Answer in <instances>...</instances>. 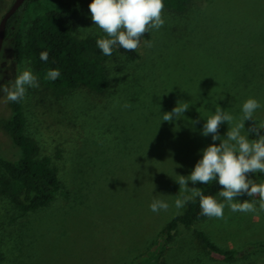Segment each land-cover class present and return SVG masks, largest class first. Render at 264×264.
I'll return each mask as SVG.
<instances>
[{"label":"rangeland","instance_id":"1","mask_svg":"<svg viewBox=\"0 0 264 264\" xmlns=\"http://www.w3.org/2000/svg\"><path fill=\"white\" fill-rule=\"evenodd\" d=\"M13 1L0 0V19ZM77 1L82 4L78 35L104 37L91 19L92 0ZM163 18L164 25L141 41L136 61L116 54L107 62L111 71H129L131 79L140 75L134 88L114 82L105 96L83 88L56 96L40 83L27 88L22 106L29 136L85 132L70 157L73 168L68 170L67 162L57 165L63 189L47 209L22 217L0 197V264H133L148 257L155 244H163L165 225L185 211L186 206L175 207L178 197L190 195L180 192L178 175H190L202 150L220 143L202 135L207 117L219 106L238 120L248 98L264 105V0H198L182 14L164 7ZM25 69L30 70L28 64L15 63L4 41L0 85L11 87ZM178 102L189 109L179 119L162 121ZM6 104L0 91V116L8 115ZM254 119L258 125L264 120V107ZM227 130V122L221 124L219 135L224 138ZM18 155L0 130V156ZM249 179L260 183L264 173H250ZM207 186L188 182L189 188ZM154 198L169 209L152 212ZM235 199L255 201L257 211L233 212L226 206L223 219L178 225L160 264H264L259 251L232 261L215 257L194 234L205 232L223 250L264 240L258 197L245 193Z\"/></svg>","mask_w":264,"mask_h":264},{"label":"trees","instance_id":"2","mask_svg":"<svg viewBox=\"0 0 264 264\" xmlns=\"http://www.w3.org/2000/svg\"><path fill=\"white\" fill-rule=\"evenodd\" d=\"M197 2L198 0H163L166 9L181 14ZM81 9L82 4L77 0H25L6 23L4 41L9 43L13 61L17 64L27 63L39 83L56 96L81 88L94 96H105L114 82L118 87L128 83L134 88L138 85L140 75L135 76L137 79H131L129 71L122 67L111 71L107 62L116 54L134 62L139 58L137 50L117 48L111 56H105L97 47L98 39L95 36L78 35ZM148 37L149 32L142 36L141 41ZM44 51L49 54L47 62L40 58ZM51 69H59L61 73L55 81L46 79V73ZM6 108L8 115L0 116V130L18 148L19 155L13 160L0 156V197L25 217L47 209L61 192L63 182L57 165L67 162V169L73 168L70 157L74 149L80 146V139L85 131L78 128L73 133L59 136H55L54 132L46 133L37 140L27 134L22 100H7ZM254 125L258 126L255 119L245 122V130L250 139L256 138L254 133L248 132ZM261 134L264 135V130H261ZM76 186L77 183L73 185L74 190H77ZM201 190L204 195L214 196L220 202L223 199L219 196L221 186L216 181ZM208 218L201 214L198 197L188 202L184 213L172 218L161 231L160 239L163 244H155V252L133 264L162 263L166 245L172 240L178 225L192 227ZM194 234L205 251L227 261L245 258L252 252L264 253V240L247 243L237 249L223 250L212 243L205 232L194 230ZM3 248L0 242L2 254Z\"/></svg>","mask_w":264,"mask_h":264},{"label":"clouds","instance_id":"3","mask_svg":"<svg viewBox=\"0 0 264 264\" xmlns=\"http://www.w3.org/2000/svg\"><path fill=\"white\" fill-rule=\"evenodd\" d=\"M88 7L93 24L105 34L96 41L105 56H111L117 48L136 51L142 36L153 29L159 30L165 23L163 0H92ZM145 43L148 47L152 46L150 41ZM48 55L46 51L41 52V60L47 62ZM60 75L59 69H51L46 73V79L55 81ZM29 87L38 88L39 80L31 70L25 69L15 77L11 87L0 85V91L6 94L8 101L20 102ZM123 107L130 108L131 104L125 103ZM262 107L264 105L255 98H248L242 104V115L238 120L219 106L207 117L202 135L211 134L212 140H219L220 143H212L202 150V158L197 161L190 175H178L175 181L180 186V192L190 195H182V198L175 200L177 210L198 197L201 214L209 218L223 219L226 206L233 212L255 213V201L239 202L235 199L246 193L249 197H258L259 210L264 211V181L257 183L249 179L250 173H264V135L261 134L264 120L248 129L249 133L255 134V139H249L244 134L245 122L254 121L255 112ZM188 109L186 104L178 102L171 112L164 113L162 121L179 119ZM225 122L228 130L222 138L219 128ZM189 181L208 185L213 181L218 182L221 186L219 196L224 202L214 196L204 195L200 188H189ZM149 207L152 212L158 213L167 211L169 204L154 198ZM178 214L181 213L178 211Z\"/></svg>","mask_w":264,"mask_h":264},{"label":"water","instance_id":"4","mask_svg":"<svg viewBox=\"0 0 264 264\" xmlns=\"http://www.w3.org/2000/svg\"><path fill=\"white\" fill-rule=\"evenodd\" d=\"M25 0H14L0 19V51L5 39L6 23L8 19L20 8Z\"/></svg>","mask_w":264,"mask_h":264}]
</instances>
